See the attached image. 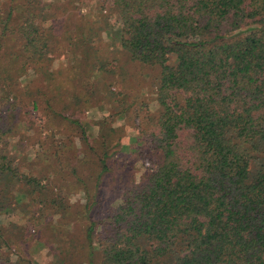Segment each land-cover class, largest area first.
Instances as JSON below:
<instances>
[{"label": "trees", "instance_id": "1", "mask_svg": "<svg viewBox=\"0 0 264 264\" xmlns=\"http://www.w3.org/2000/svg\"><path fill=\"white\" fill-rule=\"evenodd\" d=\"M0 1L9 7L0 27V56L7 57L0 139L11 132L6 114L15 112L8 95L30 70L32 80L45 75L50 83L65 70L55 61L71 60L76 78L86 80L79 71L88 56L105 68L98 52L105 37L133 62L160 68L158 109L148 111L145 129L160 160L117 204L101 198L98 219L89 215L90 264L94 248L100 264H264V0H104L87 27L78 18L89 15V0H69L79 13H62L74 15L68 30L55 27L57 13L44 11L41 0ZM56 96L46 108L59 121L46 136L55 153L66 154L73 144L67 122L82 137L87 130L67 118L71 104L61 110ZM0 176V212L14 194L4 181L21 182L18 201L47 189L1 152ZM0 264L16 263L0 254Z\"/></svg>", "mask_w": 264, "mask_h": 264}, {"label": "rangeland", "instance_id": "2", "mask_svg": "<svg viewBox=\"0 0 264 264\" xmlns=\"http://www.w3.org/2000/svg\"><path fill=\"white\" fill-rule=\"evenodd\" d=\"M41 1L44 11L57 13L60 21L55 27L66 30L72 27L74 15L62 13L67 10L76 13L78 5L70 4L69 0ZM88 4L83 12L89 15L78 18L84 27L97 21L104 0H89ZM8 10V5L0 1L1 28ZM110 20L117 26L115 18ZM109 41L105 37V42L98 46L99 59L105 63L102 71L93 56H88V63L81 66L79 73L86 80L76 78L74 61L60 66L63 60H56L54 66L65 70L54 82L47 83L45 75L34 81L30 70V75L17 80L19 84L8 95L12 96L8 101L15 112L6 114L11 132L0 139V152L14 160L22 173L36 175L47 186L45 192H31L28 197L20 196L18 201L15 194L21 191V182L4 181L14 194L9 200L10 208L0 212V245L4 246L0 247V254L8 255L16 264H90L89 215L98 219L101 198L117 204L114 200L122 197L123 189L139 182L160 160L158 153L150 149L145 134L148 111L158 109L160 68L133 62ZM6 62L7 57L1 54L0 63ZM38 95L42 97L39 109L33 105ZM55 95L61 110L65 104H71L73 112L66 114L67 118L72 120L76 116L87 130L82 137L81 130L67 122L65 129L71 133L73 144L66 154L55 153V143L46 136L47 129L59 121L46 108L49 97L54 100ZM2 193L0 190V196ZM40 199L45 201L44 210L38 209ZM93 253V264H100V251L94 248Z\"/></svg>", "mask_w": 264, "mask_h": 264}]
</instances>
